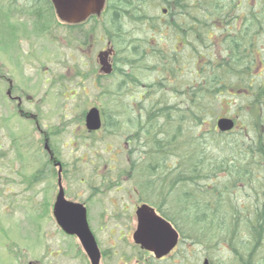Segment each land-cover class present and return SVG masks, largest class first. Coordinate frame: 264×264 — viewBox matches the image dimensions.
<instances>
[{
	"label": "trees",
	"instance_id": "trees-1",
	"mask_svg": "<svg viewBox=\"0 0 264 264\" xmlns=\"http://www.w3.org/2000/svg\"><path fill=\"white\" fill-rule=\"evenodd\" d=\"M220 4L107 0L99 19L69 26L67 39L71 46L85 44L102 27L115 47V90L103 85L102 76L97 82L108 99L106 111L101 107L103 129L125 145L127 168L119 178L133 182L140 200L159 208L190 243L210 249L218 264H264V83H238L251 67L231 40L220 52L211 45ZM42 8L31 9V15L41 16ZM17 10L27 15L25 7ZM258 10L264 13V4L249 12ZM14 13L0 3V39L2 22ZM18 39H10L14 51ZM228 115L237 126L222 132L217 120ZM47 164L36 182L51 173Z\"/></svg>",
	"mask_w": 264,
	"mask_h": 264
},
{
	"label": "rangeland",
	"instance_id": "rangeland-1",
	"mask_svg": "<svg viewBox=\"0 0 264 264\" xmlns=\"http://www.w3.org/2000/svg\"><path fill=\"white\" fill-rule=\"evenodd\" d=\"M221 1L215 0L218 4ZM101 21L107 22L104 18ZM2 25L7 31L0 39V68L9 69L14 85L27 92L29 99L22 109L39 116V126L45 133L58 134L50 143L72 174L64 183L65 189L70 198L88 202L93 218L89 224L99 248L110 253L101 264H134L131 225H135L126 220L136 203L134 184L119 178L127 168L125 145L105 130L89 135L84 124L83 115L91 107L107 109L108 99L101 95L97 82V53L107 45L101 43L105 37L102 27L87 43H73L72 47L67 39L69 30L56 21L53 27L47 23L51 38L41 37V31L33 26L24 28L20 20ZM94 25L89 23L83 31ZM12 36L31 40L22 42L14 62L8 59L14 52L10 47ZM214 44L217 49L219 43L212 40ZM119 80L114 75L103 80V85L113 91ZM14 113V105L0 102V264H90L78 239L67 237L52 216L57 177L43 175L40 181L34 180L36 172L46 165L41 133L33 119H21ZM89 187L98 188L93 200H89ZM123 206H128L126 213L121 210ZM111 247L125 256H113Z\"/></svg>",
	"mask_w": 264,
	"mask_h": 264
},
{
	"label": "flooded vegetation",
	"instance_id": "flooded-vegetation-1",
	"mask_svg": "<svg viewBox=\"0 0 264 264\" xmlns=\"http://www.w3.org/2000/svg\"><path fill=\"white\" fill-rule=\"evenodd\" d=\"M193 1L195 5H197V7L199 8L200 6L199 0H193ZM1 2H2V8L4 9V11L6 12L9 11L13 15H15L14 12L17 13V17L8 18L7 21L14 22V21L20 20L22 24H24L23 25L24 28H31L33 26L41 31L42 33L41 37L45 35L51 38L50 36L51 26H49L48 28L47 23H50L52 25V22L56 21V14L54 12H51L49 9L52 7V4H53L50 0H0V3ZM221 2L224 5L223 7L220 6V8L216 10V12H218L219 15L217 16L216 19L213 20L214 28H213V31L212 30L210 31L209 38L219 43V46H217V49H216V50H219V52L223 51L221 50V48H222V45L225 44V41L231 40V44H232L231 47L235 49L236 51H238L241 54V56L244 55L243 58L244 60H246V67L247 68L251 67V68H249V70L247 69L245 71H242L240 75V81L238 83H243L242 85H244V83H248V84L264 83V13L260 10H258L257 12H249V9L257 10L258 7L260 8V5L264 4V0H223ZM41 6L43 7L41 9V12H42L41 16H35V15L32 16L30 12L31 9L33 8L36 9ZM18 7H25L27 15L25 16L20 15L17 12ZM198 28L201 29L200 25H198ZM4 30L7 31L6 28ZM23 40L25 41V43H28L31 41L28 38H23ZM109 45H112V44L108 43L104 47L103 50H107V48H109ZM218 47L220 48L218 49ZM252 53H255L254 60H252ZM114 62H115L114 58H112L113 65H114ZM6 70L7 71H4L3 68H0V102L2 103L8 102L9 104L14 105L15 112L18 115H20V117L22 118L24 117L26 119L32 120L36 116L30 115L24 109H22L23 105L25 104L24 103L25 99L26 100L29 99L27 97V92H25L24 90L21 91L20 88L18 89L14 85L13 73L11 75V71L7 68ZM238 92L249 95L248 92L244 89H239ZM240 99L242 98L240 97ZM236 125H237V122H236ZM45 134L43 133V136H45ZM50 148L51 150L49 151L47 150V152H45V156L48 159L46 163H48L47 167L49 171H51V173L52 172L54 173V170H56L57 181H58L59 170H62V176H61L62 181L61 182L63 183V188H64V193L66 194V199L70 202H75V203L78 202V203L85 205L87 208V215H88L89 223L91 222L92 224L93 218L91 217V210H90V206L88 202L82 203L78 200V198L69 197V192L68 190L65 189L64 183L66 182V180L67 181L70 180L72 174H70L68 170L66 169V164L60 159L59 157L60 153L57 151V149L53 148V146H50ZM17 152L19 154V150H17ZM57 167L60 169H58ZM111 172H113V170H111ZM117 188H119L120 190L119 186H117ZM88 189H90L88 191L91 192V198L89 200H93L94 198L92 197L95 195V191H98V188L89 187ZM132 190H133L132 193L134 197L136 198V201H135L136 203L133 205L134 209L131 211V215H129L126 218V220L129 223L131 221V223L135 225V228L133 225H131V231H132L131 237L133 240L131 247H133L132 253L134 256L132 258L135 261L134 264H218L216 262L215 256L212 255L213 253L212 251H210V249H207V247L202 244L199 245V244L190 243V236L189 235L187 236L183 234L182 232H180L177 226H175L165 216H163L159 208L154 207L147 200L144 201L143 199L141 200L139 199L140 194L138 193L134 185L132 186ZM72 193L73 192L71 191L70 194ZM57 197H58V193L55 197L54 202L51 204L52 212L55 210V207H56L55 203H56ZM165 200L168 201L169 199H159L156 201L163 202ZM111 203L116 205L114 202H111ZM143 205L153 207L157 215L160 218H162V220H166L169 223H171L174 230L178 234V240L176 243V247L163 258L156 257L155 254L146 250L144 247L136 244V242L134 241V233L137 230L138 225H139L137 210L141 208V206ZM126 207L128 206H123V208L121 209L123 210L124 213L128 211ZM120 236L121 238L124 237L121 233H120ZM70 238H76V237L74 236ZM96 241H97V238H96ZM111 249L115 250V247H111ZM101 253H102L101 260L104 259V256L109 257L110 255V253L108 254L102 249H101ZM84 255H85L84 257L88 260L87 255L85 253ZM121 255L125 256V254L117 253L116 250L113 252V256L120 257ZM214 258H215V261H214ZM132 260L130 262H132ZM88 262L90 263V260H88Z\"/></svg>",
	"mask_w": 264,
	"mask_h": 264
},
{
	"label": "water",
	"instance_id": "water-1",
	"mask_svg": "<svg viewBox=\"0 0 264 264\" xmlns=\"http://www.w3.org/2000/svg\"><path fill=\"white\" fill-rule=\"evenodd\" d=\"M59 18L70 24H81L93 15H100L104 10L107 0H52ZM110 52L100 53V65L106 74L112 72V66L108 63ZM88 131H97L102 128L101 113L97 108H92L87 117ZM235 123L231 119H220L218 128L222 132H229ZM62 172V171H60ZM59 195L56 201L54 216L58 225L71 236L79 238L82 248L87 253L92 264H100L101 251L98 248L95 237L88 225V215L85 205L69 202L66 200L61 177L59 178ZM138 229L134 233L136 244L163 258L175 247L178 234L172 225L162 220L154 210L143 205L137 210ZM33 264V263H30Z\"/></svg>",
	"mask_w": 264,
	"mask_h": 264
},
{
	"label": "bare ground",
	"instance_id": "bare-ground-1",
	"mask_svg": "<svg viewBox=\"0 0 264 264\" xmlns=\"http://www.w3.org/2000/svg\"><path fill=\"white\" fill-rule=\"evenodd\" d=\"M17 50H20L21 45L19 43L16 44Z\"/></svg>",
	"mask_w": 264,
	"mask_h": 264
}]
</instances>
